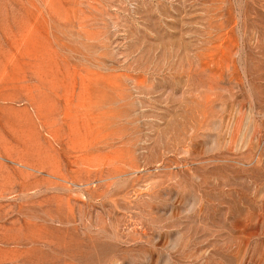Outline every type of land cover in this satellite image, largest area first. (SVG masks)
<instances>
[{"label": "rangeland", "instance_id": "rangeland-1", "mask_svg": "<svg viewBox=\"0 0 264 264\" xmlns=\"http://www.w3.org/2000/svg\"><path fill=\"white\" fill-rule=\"evenodd\" d=\"M0 264H264V0H0Z\"/></svg>", "mask_w": 264, "mask_h": 264}, {"label": "bare ground", "instance_id": "bare-ground-1", "mask_svg": "<svg viewBox=\"0 0 264 264\" xmlns=\"http://www.w3.org/2000/svg\"><path fill=\"white\" fill-rule=\"evenodd\" d=\"M33 44H35V43H33Z\"/></svg>", "mask_w": 264, "mask_h": 264}]
</instances>
